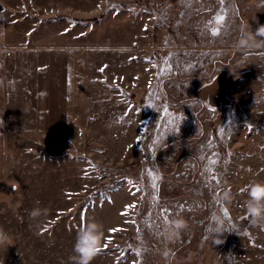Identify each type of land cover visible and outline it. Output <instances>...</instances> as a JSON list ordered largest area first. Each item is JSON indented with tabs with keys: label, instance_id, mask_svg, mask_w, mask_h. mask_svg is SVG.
I'll list each match as a JSON object with an SVG mask.
<instances>
[{
	"label": "rangeland",
	"instance_id": "374dc122",
	"mask_svg": "<svg viewBox=\"0 0 264 264\" xmlns=\"http://www.w3.org/2000/svg\"><path fill=\"white\" fill-rule=\"evenodd\" d=\"M12 4L22 48L52 50L23 56L21 73L55 86L54 131L5 138L0 264H77L93 220L104 240L91 264H264V227L245 208L264 182V0Z\"/></svg>",
	"mask_w": 264,
	"mask_h": 264
},
{
	"label": "crops",
	"instance_id": "0c3cea01",
	"mask_svg": "<svg viewBox=\"0 0 264 264\" xmlns=\"http://www.w3.org/2000/svg\"><path fill=\"white\" fill-rule=\"evenodd\" d=\"M12 6H6V0H0V167L1 160L4 159L7 136H47L54 131V126H52L54 99L49 98V95L53 94L52 89L55 86L52 83H42L43 85L39 86L36 80H23L21 73L23 56L34 57L41 53L38 51H45L42 53L48 55L52 53V50L22 48L21 20L16 17L8 19L15 15V11L12 10L16 6L14 4ZM16 24L18 25L17 32ZM57 86L59 87L60 84ZM25 103L27 104L25 109L27 115L21 118L20 111L15 109L14 105ZM68 111L69 107L67 113ZM19 120L25 123L24 127L18 122ZM222 125L220 124L215 129L217 136L223 129ZM39 128H45L46 133L42 130L38 132Z\"/></svg>",
	"mask_w": 264,
	"mask_h": 264
},
{
	"label": "clouds",
	"instance_id": "9594fccd",
	"mask_svg": "<svg viewBox=\"0 0 264 264\" xmlns=\"http://www.w3.org/2000/svg\"><path fill=\"white\" fill-rule=\"evenodd\" d=\"M259 28L257 29V34L259 33ZM247 40L249 47L257 45V41L253 37L249 36ZM247 192L248 198L245 201V208L250 223L253 226L264 227V182H252L248 186ZM231 199V192L225 190L222 195V200L225 204H230ZM32 215L35 217L38 215V212L34 211ZM211 219L212 224L209 225V230L215 236L221 238L224 233L229 232L225 217L213 215ZM184 227V221L177 218L166 229L164 233L165 239L170 241L174 237H178L180 230ZM103 240L104 231L101 224L93 220L83 227L77 233L73 246V251L77 257V264H91L92 259L99 252Z\"/></svg>",
	"mask_w": 264,
	"mask_h": 264
},
{
	"label": "snow or ice",
	"instance_id": "6c2138e0",
	"mask_svg": "<svg viewBox=\"0 0 264 264\" xmlns=\"http://www.w3.org/2000/svg\"><path fill=\"white\" fill-rule=\"evenodd\" d=\"M217 20L218 22L222 21L223 20V17H217ZM217 33L216 32H213V35H216ZM100 71H104L103 68L100 69ZM129 207H134V206H129ZM126 214V213H125ZM111 231H116V230H111Z\"/></svg>",
	"mask_w": 264,
	"mask_h": 264
}]
</instances>
